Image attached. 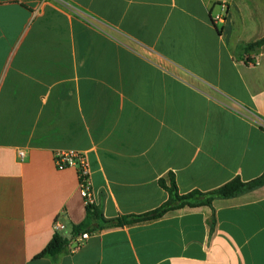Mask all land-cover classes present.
<instances>
[{
    "label": "crops",
    "instance_id": "0c3cea01",
    "mask_svg": "<svg viewBox=\"0 0 264 264\" xmlns=\"http://www.w3.org/2000/svg\"><path fill=\"white\" fill-rule=\"evenodd\" d=\"M0 0V264H264V185L88 233L87 159L107 220L264 174V0ZM24 157L19 160L17 153ZM211 217L214 222L211 223ZM65 229V250L35 257Z\"/></svg>",
    "mask_w": 264,
    "mask_h": 264
},
{
    "label": "trees",
    "instance_id": "16d2710c",
    "mask_svg": "<svg viewBox=\"0 0 264 264\" xmlns=\"http://www.w3.org/2000/svg\"><path fill=\"white\" fill-rule=\"evenodd\" d=\"M262 45H264V39L247 44L245 47H243V49L245 52H247L257 49ZM159 185L167 192V201L159 208L142 215L107 220L93 204L85 206V218L80 224L72 226V238L74 239L76 236L83 233H93L109 228L132 226L155 221L162 218L169 212L185 207H210L212 200L215 198H231L253 188L264 185V174L248 183H243L238 178H234L227 184L209 193L193 191L185 195H180L174 176L171 173L168 174L167 179H160ZM213 222V217H211V223ZM67 244L68 241L64 239L60 233H55L45 248L35 257V259L55 257L65 250Z\"/></svg>",
    "mask_w": 264,
    "mask_h": 264
},
{
    "label": "built area",
    "instance_id": "2783aa9c",
    "mask_svg": "<svg viewBox=\"0 0 264 264\" xmlns=\"http://www.w3.org/2000/svg\"><path fill=\"white\" fill-rule=\"evenodd\" d=\"M219 11L212 16L213 24H223L227 16V2L221 0L218 4ZM261 127L264 128V122H261ZM17 156L20 161L24 157V153L19 151ZM53 161L56 170L62 171L72 168L76 171L80 195L84 200L85 206L93 204L91 198V186L89 180V169L85 155L79 151L56 152L53 155ZM55 233L61 232L65 229L64 225L58 219L54 221ZM89 237L88 233H83L78 238V245L83 243Z\"/></svg>",
    "mask_w": 264,
    "mask_h": 264
},
{
    "label": "rangeland",
    "instance_id": "374dc122",
    "mask_svg": "<svg viewBox=\"0 0 264 264\" xmlns=\"http://www.w3.org/2000/svg\"><path fill=\"white\" fill-rule=\"evenodd\" d=\"M218 11H219V10H218ZM218 11H217V12H218Z\"/></svg>",
    "mask_w": 264,
    "mask_h": 264
}]
</instances>
